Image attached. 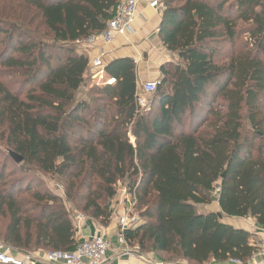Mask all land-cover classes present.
<instances>
[{
  "label": "trees",
  "instance_id": "obj_1",
  "mask_svg": "<svg viewBox=\"0 0 264 264\" xmlns=\"http://www.w3.org/2000/svg\"><path fill=\"white\" fill-rule=\"evenodd\" d=\"M8 1L17 7L0 25V77L19 70L32 86L22 98L0 78V128L18 164L61 177L68 201L103 225L118 182L129 179L144 223L125 239L140 253L251 261L262 248L257 235L197 206L218 189L221 213L264 226V0H161L159 37L179 62L161 66L142 111L131 57L105 65L114 82L92 87L91 102L76 98L90 57L67 45L103 31L120 0ZM33 182L0 176L2 240L26 253L73 251L63 197Z\"/></svg>",
  "mask_w": 264,
  "mask_h": 264
},
{
  "label": "built area",
  "instance_id": "obj_2",
  "mask_svg": "<svg viewBox=\"0 0 264 264\" xmlns=\"http://www.w3.org/2000/svg\"><path fill=\"white\" fill-rule=\"evenodd\" d=\"M151 7L161 10L159 0H152ZM138 0H120L116 14L111 19L107 27L100 32L93 33L86 38L77 40L76 45L80 46L85 52L90 54L91 50L99 43L108 44L116 39L117 36L123 35L133 30L134 22L137 18ZM105 55L90 58L88 74L94 79L100 77L105 79ZM114 79H107L105 83L112 84ZM159 79H153L138 84L136 93L137 105L139 111L148 110L150 107V96L155 93L158 88ZM218 193V189L216 190ZM137 203L136 191L130 192L127 186L121 190V196L115 201L113 200V216H115L119 223L118 241L121 245L126 247L124 253L132 254L128 243L125 239V230L135 229L144 223L141 216L135 212V204ZM86 215L80 214L75 219V229L77 236L84 228V221ZM263 235L262 248L254 254L251 260L257 256H262L263 259L256 261L255 264H264V227L260 231ZM112 245L109 240L103 235H94L84 237L78 241L76 248L69 252H45L44 259L50 263L55 264H106L108 253ZM36 259L32 253L19 251L11 245L0 241V264H26ZM234 264H244L241 260L232 259ZM135 264V263H134ZM138 264V263H136ZM155 264H170L166 262H158Z\"/></svg>",
  "mask_w": 264,
  "mask_h": 264
},
{
  "label": "crops",
  "instance_id": "obj_3",
  "mask_svg": "<svg viewBox=\"0 0 264 264\" xmlns=\"http://www.w3.org/2000/svg\"><path fill=\"white\" fill-rule=\"evenodd\" d=\"M152 0H138V12L137 18L133 25V30L123 35H119L116 39L108 44H97L88 55L90 58L98 57L102 54L105 55L106 64L110 61L121 58L131 57L137 64L138 72V84H141L148 80L159 78L161 75L160 68L165 61L163 56H166L169 52L163 45L159 37V28L162 22V6L161 10L151 7L150 2ZM161 1V0H159ZM161 4V3H160ZM170 62V61H169ZM172 62V61H171ZM219 212V210H208L206 212ZM221 212V211H220ZM225 216V215H224ZM236 221H227L237 227H242L250 232H254L258 239L263 242V235L260 231L264 226L257 224L253 229L242 225L241 218H234ZM255 220V219H253ZM256 221V220H255ZM119 223L115 216L108 225H103L99 220L86 216L84 221V228L78 234L77 240L84 237H90L94 235H103L110 241L112 248L108 253L106 264H155L158 262H165L161 256L150 253H124L126 247L121 245L118 241ZM129 246V245H128ZM130 247V246H129ZM45 251L39 250L33 252V256L36 259L27 262L26 264H55L50 263L44 259ZM262 256H257L255 259L249 261L246 264H255L256 261L262 260ZM86 264H90L86 262ZM173 264V263H171ZM178 264H189L185 260H182ZM207 264H234L232 261H211Z\"/></svg>",
  "mask_w": 264,
  "mask_h": 264
},
{
  "label": "rangeland",
  "instance_id": "obj_4",
  "mask_svg": "<svg viewBox=\"0 0 264 264\" xmlns=\"http://www.w3.org/2000/svg\"><path fill=\"white\" fill-rule=\"evenodd\" d=\"M17 5L8 1V0H0V25H4L3 18L4 15L8 13H15ZM241 27V25H239ZM248 36L247 34H244L241 38L240 41L247 40ZM65 45V44H62ZM67 46H70L73 48L78 54H84L88 56V53L85 52L80 46L76 45L75 43L69 44ZM2 47L0 46V52L2 51ZM89 57V56H88ZM165 61H172V62H179L178 58L172 54V53H167L166 56H163ZM226 60V59H225ZM2 70V68H0ZM4 74L0 77L1 80L6 83V85L14 92L16 93H23L22 98L25 97L27 91L30 89V85H27V80L24 76V74L19 71V70H3ZM159 78L156 79H160ZM105 80V79H104ZM101 79L100 77H97L94 79L90 74H86L85 76V82L84 85L81 87V89L77 92L76 98L77 101L85 100L88 102H91L92 98L95 97V94L91 93V88L94 87L95 85L102 86L104 85L105 81ZM91 93V94H90ZM154 95V94H153ZM153 95L150 96V101L153 98ZM7 136L8 132L5 127L0 128V176L5 175L7 182L10 181H20V179H23L25 177H28L29 180L34 181L33 182V187L36 189H41V188H49L52 191H54L56 194L60 195L63 197L65 203H66V208L70 213V216L75 223V219L78 215L84 214L88 216L87 212H84L82 209L83 204L79 202H72L68 201L67 197L65 196V188L66 184L64 183V180L61 177H58L53 174H46L41 171H31L30 167L27 165H21L18 164L14 157L10 154V148L7 144ZM131 141L135 142V138L131 136ZM130 181L129 179H122L118 182L116 189H117V195L114 198L115 199L119 198L121 196V190L124 186H129ZM136 205V204H135ZM145 207H138V212L142 213ZM197 209L201 212H206L208 210H219L221 211L219 203H218V193L216 191L212 194V203L208 205H198ZM224 220L227 221H236L234 218L227 217L226 215L223 218ZM9 218L3 217L0 218V232L4 233L6 226L8 224ZM238 221L241 222L242 225H245L246 227H250L251 229H255L254 227L257 225V222L253 220V218H241ZM255 231V230H254ZM254 233V232H253ZM0 241L2 240V236L0 235ZM130 250L133 253L139 254V248L136 243L130 245ZM34 251V250H33ZM32 251H30L31 253ZM154 254L157 255L153 252H145V254ZM144 254V253H143ZM165 256V262L167 263H173V264H178L182 260L179 259L176 256L173 255H167L163 254ZM171 261V262H170Z\"/></svg>",
  "mask_w": 264,
  "mask_h": 264
},
{
  "label": "water",
  "instance_id": "obj_5",
  "mask_svg": "<svg viewBox=\"0 0 264 264\" xmlns=\"http://www.w3.org/2000/svg\"><path fill=\"white\" fill-rule=\"evenodd\" d=\"M11 155L14 157V159H15V161H16L17 163H21V162L23 161V158H22L19 154L15 153V152H11ZM223 176H224V175H223ZM220 217H221L222 219L224 218V214L221 213V212H220Z\"/></svg>",
  "mask_w": 264,
  "mask_h": 264
}]
</instances>
